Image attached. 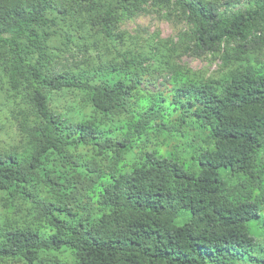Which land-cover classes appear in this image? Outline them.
I'll use <instances>...</instances> for the list:
<instances>
[{
    "label": "trees",
    "instance_id": "1",
    "mask_svg": "<svg viewBox=\"0 0 264 264\" xmlns=\"http://www.w3.org/2000/svg\"><path fill=\"white\" fill-rule=\"evenodd\" d=\"M227 4L0 0V264H264V0Z\"/></svg>",
    "mask_w": 264,
    "mask_h": 264
},
{
    "label": "rangeland",
    "instance_id": "2",
    "mask_svg": "<svg viewBox=\"0 0 264 264\" xmlns=\"http://www.w3.org/2000/svg\"><path fill=\"white\" fill-rule=\"evenodd\" d=\"M224 9L228 4L234 8H245L248 5V0H221ZM178 24L175 21L166 18L158 12L151 11L144 13L135 20H129L123 28L126 29L133 36L152 37L158 34L160 37L167 38L174 36L178 31ZM183 62L188 63L194 69L204 70V72L212 73L218 67L219 59L197 58L193 56H184Z\"/></svg>",
    "mask_w": 264,
    "mask_h": 264
}]
</instances>
